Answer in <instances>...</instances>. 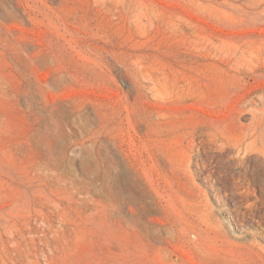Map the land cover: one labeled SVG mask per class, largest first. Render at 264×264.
Instances as JSON below:
<instances>
[{
    "label": "rangeland",
    "instance_id": "rangeland-1",
    "mask_svg": "<svg viewBox=\"0 0 264 264\" xmlns=\"http://www.w3.org/2000/svg\"><path fill=\"white\" fill-rule=\"evenodd\" d=\"M0 264H264V0H0Z\"/></svg>",
    "mask_w": 264,
    "mask_h": 264
}]
</instances>
